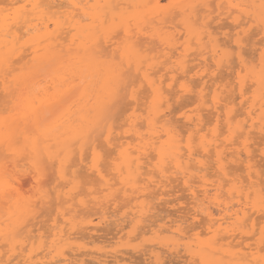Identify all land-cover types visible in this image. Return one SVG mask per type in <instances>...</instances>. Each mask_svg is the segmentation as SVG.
Returning <instances> with one entry per match:
<instances>
[{
    "label": "bare ground",
    "instance_id": "obj_1",
    "mask_svg": "<svg viewBox=\"0 0 264 264\" xmlns=\"http://www.w3.org/2000/svg\"><path fill=\"white\" fill-rule=\"evenodd\" d=\"M209 1L210 0H168V3L166 5H162V0H58V1L56 0H13L11 5L14 6L15 9H12V12H9L10 9L9 10L0 9V87L1 89H3V92L5 91V93L8 94V95L6 94L7 96L10 95V92H11L10 89L12 87L14 90L16 89L15 90L16 92L14 91L15 96H16V97L14 96L15 100L13 98L12 100L13 102H11L12 106L8 108L9 107L8 105L7 107L8 110L6 109L9 112L8 114H10L11 112L12 113L9 116L7 115V117L0 116V150H3V151L5 150L7 154L9 153L12 159H15L14 157H16L14 161L10 159L13 162V164L16 163L17 158L21 156L23 157V155L26 154V153L23 154L24 151L25 152L27 151L29 153V157H30V158L28 157L30 161L29 164H31L35 172L34 175L30 173L32 175V178L30 177L31 178L30 180H33V181L35 180L37 186L39 187V191H40L38 193V198H40L38 202L33 200L32 197H31L32 199H29V198L27 199L26 197V200H24L25 196L23 197V195H25V193L24 194L23 192L21 193V189L20 191L18 189V184H15V182L18 181V179L16 180L15 178L14 179L12 178L13 175H14L13 177H16V174H13L11 176L10 174L11 171L7 172V169L11 168L12 164L9 165L10 166L9 167L7 165L8 160L7 162H4V163L1 162L0 164V211L4 209V212H5L4 215H5L6 220L4 219L3 215L2 216L0 215V242H1L0 244H1V247L4 246L3 248H5V246L7 247L8 250L6 249L5 251L7 254L10 253L11 256H15L16 253H18L19 251L18 248H21V250H24L23 248H27L29 246L30 248L27 251L28 253L25 252L26 250L22 251L23 253L19 251L21 253V255L19 254V257H23V260L25 261V262L23 261L24 264H36L37 261H40V262L43 261L42 259H44V261L46 260L49 261V262H43V264H71L72 263L71 261H70L71 263L69 262L70 259L68 257H70V255L68 256V254L66 253V248L70 246H74L72 234L74 237H75V234L76 235L78 234V232L72 233L73 231L78 230V224L76 225L77 221L75 220L76 222L74 223L72 217H70L72 220L71 222H69L70 220L67 217H65V219L68 220L67 223L70 224V227H71L70 228L71 230L69 231L70 233L67 234L68 232L67 230H66L67 232L65 233L63 228L57 231L56 229H58V226L57 228L55 227L56 229L53 228L57 232L55 231L53 235V239L50 242H48L49 245L45 244L46 241L43 242V237H41V235L39 237L36 236L37 239L34 237L36 240L31 237L29 238L28 235H27L28 237L27 236L24 237L23 234H24V231L26 232V230H24L23 232H20L21 231L20 228L24 226V224H26L27 221L30 220L29 218H32V220L35 219L34 216L36 213H38L37 212L38 205L44 204L43 206H45L47 205V202L49 200L45 195L46 193L44 191V187L41 188L40 186L41 183L43 182L40 179V177L42 178V175H43L42 165L44 164V161L47 160L48 162L50 161L51 163L56 165L57 167L56 173L58 174V179L64 180V183H66L65 181H69L67 179L68 174H70L69 172H74V171H70L73 168V167H70L71 166L70 163L72 162V159L74 158L73 155L76 149L79 151L78 152L80 154L79 156H81L82 158L83 151L86 150V147L84 150H83V147L89 144L87 143V142H90L88 141V139L91 138L93 134L92 132H94L95 128H96L95 130L98 131V129L100 128L99 126L103 127L100 129H101V132L104 131L103 135L105 136L104 137L105 143L109 146H114V145L116 146L115 149L117 152L116 153L117 159L116 160L113 159L114 163L112 164H113L114 171L117 173V177L120 179V182H121L120 184L122 185V187L124 186L123 187L124 189L121 188V191L124 190V194L126 196H128V193H129V196H130V193L131 195H133V193L135 195L136 191L139 194L142 193L143 195V193L148 191V189L150 190L151 184L149 185V182L155 183L157 186H158V183L161 184L162 183L161 180L167 178V173H169V169L167 168L166 164L170 162L171 164H173L172 168H174L179 174H182L180 176H182L186 184H189V181H190L189 178L197 177L200 180L199 183H201L200 192L202 193V195H204L205 199H208L206 201L209 202L210 200L212 201V204H214L213 202L217 200L219 201V199L221 198L219 197L218 199L217 196L215 197L212 196L214 195L213 192H215L216 190H217L216 193L218 192V190L220 192L219 187L222 190L223 184L222 185H220L219 183L213 184V185H220V186L218 187V189H215L216 188L215 186V188L213 189L214 191L211 193L210 186L212 187L214 186L209 185V182H208L209 180L207 179V175L202 174L204 170H206V163L204 162L203 159L206 156L211 155L212 157L215 158V163H216V166L219 172L226 177L229 176L227 172L228 167L226 166V160H228L226 150L229 147V145L231 147H233V145L235 146V143L232 140H235L233 137H234V134L235 135L238 134L237 132H239L242 135V137L244 136L245 138L243 139V141L244 140L245 141L240 142V144L243 147V150L241 151H243V153L248 158L246 161L247 162L246 168H247L248 176H249L248 181L250 180L249 181L250 187L249 186L247 187L244 181H242L243 183L241 184L239 180L238 182H240L241 185L237 186L235 185V181L237 180L235 178H234L235 180L230 179L232 182H228V183L234 184V185L229 186L230 187L229 195L232 193L234 194V190H236V193H237L236 197L239 198V199L237 198L238 202L239 201L241 202V199H242L241 197L245 195L244 198H246L249 203L250 195L252 194L255 195L253 196L254 197L253 200L251 199L252 201H254L256 196H257L256 198H259L264 194L263 189H262L264 187H262L261 183L255 182V180L257 179L259 180V175H258L259 172L258 173L255 172L256 176L254 177H256L257 179H255L252 175L253 173H251L252 169L254 168L253 167L254 163L252 164L251 162L252 158L250 159L251 157L250 156L251 150H249L250 140H248L250 139L249 137L252 133L254 134V133L260 132L259 135L261 133L263 135V132H264V50L262 49L263 55L261 53L260 61L258 59V61L261 62L260 63L261 67L256 65L257 67H259L258 69L255 66V64L254 66L253 65L249 66L248 63L246 64V61H245L246 58L244 59L242 50H243V45L245 44H243L244 41L242 40V37H240L241 34L242 35L245 34L246 36L248 33L247 30L244 29L245 27L242 28V26L244 25V24L242 25V22L244 20L243 19L241 20L240 18L243 16V14L249 15V18H250L249 20H251L252 18L253 19L252 21H254L256 24H258L261 27L260 31L264 36V0H215L216 1L215 4L217 5V10L214 9V11L216 10L215 13L218 11L216 13L217 17H215L216 15H214L215 19L211 17L212 16L211 14H214V11L210 9L212 7L211 6L212 2L211 1L209 2ZM9 8H11V6ZM232 14L236 16L234 17ZM223 15L227 16V20L228 18L233 19V23L236 24L234 29H237V28L238 29L242 28V29L241 31L238 30V32L235 33L236 34L235 36L233 34V37H236V38L232 39L233 38L232 37L231 40H230V37L233 32H231L230 36L226 33L222 34L220 32V34L223 35L222 36L223 38L225 36L226 37L229 36V39L228 37L227 39L228 41H230L228 42L227 39L225 38L226 41L224 39V41H222L221 43L220 42L221 40H219V37H217V35L219 34L218 30L220 29L222 30L223 26L222 27L218 26V28L215 27L216 31H211L212 26H210V24L211 22H213L212 20L213 18L215 21L212 24L218 23L220 25L219 22H221V20L226 19L225 17H222ZM87 19H89L91 22L88 20L87 23L86 22L84 23V20L86 21ZM255 23L253 27L257 28L258 25L256 26ZM51 24L54 26L53 30L50 29ZM251 28L252 27L250 28L248 27L249 29L248 31H250ZM64 30H68V31H64ZM62 32L63 34H65L66 32V35H61ZM227 32H230V31L227 29ZM224 34L226 35L224 36ZM256 35H260V33L258 32V34ZM229 43H231V45L232 43H234L235 47L238 48L236 50L237 53L234 52V55L236 54V58L238 60L237 61L238 69L233 67L234 68L233 71L230 69L231 64L229 63L232 58L230 56V53L232 50L229 51L230 49L227 47ZM25 48L26 50L28 49L29 51H31V53L34 54L35 56V60L38 61V64L36 63L35 69H34L36 72L32 71L28 73H22L18 75L17 77L10 80L8 72L15 71L14 69L13 71L11 68L14 65L13 60L21 56V53H24V51L26 52ZM160 48H162L163 51H165L163 52L164 54L162 53L161 57L163 58V55H164L167 58L166 61H163V59H161L160 56H157V57L151 56V53L153 51L156 52L157 50H159L161 52L162 49ZM191 51L194 53V55L192 56L197 55L196 60L198 58H201L200 60L202 61L199 65L196 63L197 66L191 65L193 66L192 69L190 68V70H188L189 66H187V64L190 65V63H188L189 62L188 59L190 61L192 59V58L191 59L188 58V57H191V54H190L192 53ZM105 52L106 54L108 53V59H104L106 55ZM31 53L28 56H30ZM232 54H233V51H232ZM209 55L210 57H207ZM159 57H160V62H158ZM35 60H32V61L35 62ZM209 60L210 62H212V65L208 63ZM194 61L192 60L191 63ZM45 63H47L46 66H45ZM226 63H228V65L230 64V66L228 65L226 66ZM157 67L159 68L161 67L160 69L161 71L166 70L167 75H169V73L171 74L172 80L170 79L171 82L169 84L167 83V85L166 84L164 85L165 81L162 80V77H160L159 80H156L155 77H153V75L158 74V72L161 73L160 70L155 71ZM198 68L199 70L197 71ZM222 68L223 69L226 68L232 71L228 74L226 73L227 71L225 72L228 77L235 75V77L237 78L238 80L237 86L239 89L240 98L243 99L246 95L245 93L246 90H244V87L247 85L248 83L247 81L253 83L252 86L257 87L256 89L254 87L252 88V89H255V93L253 91V95L250 97V99L248 97V100L246 99V102H245L246 104L249 105L248 109L244 112V114H246L245 119L247 121L243 119L245 122L244 121L239 122L238 118L240 115L236 111V109L234 110V108H236L234 107V104H233V102L235 101V98L233 99L234 101L225 103L223 108L221 107L220 109L224 111L223 117L225 116L224 121H226V126H227V129L230 135H228V138L225 137V139L227 140L224 139L225 141L223 140V142L220 143L218 141L219 138H218V131H217L218 129H216L217 126L214 127L215 129L212 128L210 131V132L215 133V134L211 133L213 136L208 137V135L206 134L205 135L201 134V131L203 129L208 130L207 128L209 127L206 124L204 126L206 127L208 126L207 128H204V126L198 128L204 121L202 119V116L199 115L201 112L199 113L197 111L199 114L195 116L186 115L184 118L186 120V123L188 122L191 125H193V127L192 126L191 127L194 128L199 135L201 134V136H198L199 138L197 137L199 139V146H200L199 148L201 151L200 152L194 151L193 143H192L193 138L191 137L192 138L191 140L190 138L187 139L186 141L187 147L185 148L186 151L183 152L184 149L182 150L181 148V141L176 131L177 128H175L174 123H171V121L168 118L167 119L164 118V116L166 117V115L163 114L165 110L164 109L165 103L169 104L170 103L169 100L171 99V97L170 99L168 97L170 94L166 93L170 90L169 89L167 91V87L170 88L172 86L171 84L173 80L177 82L176 80L178 78L177 79H174V78H176L175 77L177 75L176 73L180 72V75H182L183 78L181 76L180 77L182 78V81H185V82L181 83L178 86L179 90L176 92V95L174 93L175 95L174 97H176L177 95H178L177 97H181L182 96L181 94L183 95L185 94L186 96L187 93L192 92V89H191L192 87L187 85L189 80L188 82H186L187 76L188 78L192 77L191 76L192 72L196 71L192 75L197 76V78H199V82L201 81V83H203V84L200 83V86L202 85L204 89V86L208 84L206 83V80H209V78H214V77L223 78L224 77L222 74L223 71H221ZM23 70L24 69H21V72ZM41 70L45 72H41ZM39 72L41 76L43 77L37 80V78H40V75H37ZM243 72H245L244 75L242 74ZM43 73L45 74L43 75ZM134 73L137 74L136 77L137 76L140 77L139 79L140 83L138 84V86L140 85V88L142 87V85H145V87L148 86L147 89L149 90L150 98H151V102H150V106L148 110L149 115H147L146 116L147 118H145L146 119L145 124L147 126V129H145L146 133L142 132L143 130H141L138 127V115L134 114L132 116H129V118L127 119L128 120L127 124L129 128L126 130L125 133L133 134L132 139L134 138L136 143H134V141L132 142L128 140L126 141L124 140V137L122 138V140L124 141L117 139V137H113L114 132H113L112 127L105 129L106 126L108 125V123L106 124V121L108 119L106 116H104V114L106 113V109L109 112L110 111L109 108L110 109L112 108L110 106H112L113 98L115 100L116 99L115 97L119 95L120 89L118 90L117 88H119V86L121 87L127 75H134ZM123 76H124V81L122 82ZM219 80L220 78L218 79V81ZM221 81H224V80L221 79ZM121 82L122 84H120ZM220 84H217L218 88L222 86H226L224 84L220 86ZM165 86H167L166 90H165ZM227 86L229 87V85ZM217 87L216 85L214 86L216 94L214 93L215 97L213 96L214 98L212 101L214 102L213 109H215L214 114H216L215 115L216 121L217 120L219 121L220 120L219 116L220 115L222 116V114H221V110L218 108L220 106L218 105L219 103L220 104L222 103L220 102L221 97L222 96L225 97V94L222 95L225 92L223 91V93L221 94L219 90L222 92L224 88L227 89L228 87H223L222 90L221 88L218 90ZM231 87L233 89V86ZM193 88H195V86ZM199 88L201 89V87ZM249 88H250V84H249ZM133 90L134 88L131 90L132 94L130 97L133 98L134 101L138 102L139 90L138 92H135ZM204 90H203V93L205 92ZM200 91L201 92L198 93L199 94L198 98L199 100H201L202 105L207 106L206 108H208L209 107L208 105H204L206 103V100L203 99L204 95L202 93V90ZM117 92H118V95L116 94ZM226 92H228V90ZM136 93H138V96L136 95ZM172 97H173V93H172ZM226 98L228 97L226 96ZM196 100L198 99L196 98ZM243 100H245V98ZM243 100H241V102ZM168 104H166L167 106L165 105L166 108H169ZM199 105L201 106V104ZM234 111H236L238 115H235L236 114L235 113L234 114L235 116H233L232 114L234 113ZM2 112H5V111H2ZM103 116L106 117L105 125L104 123L100 122L102 118L104 119ZM195 117L196 119H194ZM234 120H236V123L233 122ZM98 122L101 123L99 126H98L99 124ZM245 124L248 125V128ZM103 125L105 126V128ZM96 126H98L99 128L97 129ZM89 132H91V136ZM126 138L127 137L125 136V139ZM20 139L22 141L21 146H19L20 142L18 143ZM238 139H241V138H238ZM117 140L118 141L120 140L121 142L119 141L115 143ZM90 145L92 146V150H93V161L89 169L92 171V173L96 175V177L99 178V181L100 180L103 181L104 185L102 186L104 187L102 186L101 187L102 188L106 187L105 189L107 190V191L104 190V192L101 190L103 194L106 191L105 195L101 194L102 197L93 196L92 200L95 201L94 203L96 204V206L97 205L99 206L103 201H104L103 203H105V201L110 198L113 191H114L113 193H115V189L112 187L113 184L110 182V180L106 179V176L104 175L105 170H102L101 168V162H102L101 153L98 151L97 146L94 143ZM150 150L154 151L156 154L157 162L154 161L155 163L153 162L154 159H152L151 161L150 159L151 156L149 157ZM236 154L239 157L241 152L236 151ZM145 160L151 161V164L149 161H145ZM73 165L75 166V164ZM145 165L147 166L153 165V168L157 170L159 175H161V180L156 183L155 182L156 180L153 179V177H149V181L148 183H146L147 186L142 185L143 188L139 189L138 187V184H140V181L138 183L139 178L143 175H148V173H151V172L145 173L144 171H142L144 170L143 167H145ZM13 166L18 167L17 165H13ZM254 171H257V170H254ZM17 174H20V173H17ZM21 174H23V172ZM71 177H74V176H71ZM9 179H12V181L13 180L14 181L12 182ZM238 182L237 184H239ZM144 183H145V180H144ZM14 184L17 185V187H15ZM70 184H72V182ZM243 184H245L246 187H244ZM19 185L21 187L22 184L20 183ZM139 186L141 187V185ZM242 187H244L245 190L242 189ZM70 188L72 187L70 186ZM70 188H69L70 191L65 193L67 196H70L73 190H75L74 187L72 189ZM189 188L193 196L196 197V194H195L196 189H194L195 187L193 188V186H191ZM41 189H43V192ZM129 190L130 192H128ZM59 192H63V191H59ZM242 192L244 193L242 194ZM14 193H16L15 198L13 197ZM96 194L98 195L99 193H96ZM210 194L212 195L210 196ZM114 195L115 194H113V196ZM145 195H147V192ZM250 197L252 198V196ZM100 198H104V199H102L101 201ZM143 198H144L143 200L139 199L138 201L140 202L142 201L143 203V201L145 200V197ZM68 199L70 198L68 197ZM85 200L86 199L77 200L79 201V204L80 206L83 207V209H84V206H87V202H85ZM72 202L73 201H71V203ZM219 202L216 203V205L220 211L221 208L219 207L220 205ZM144 203L142 206L141 205L139 206L140 203H138V205L136 204L137 207L139 206L138 208L135 206L138 210L136 214L134 211H132V213L134 212V214L139 217L137 219V217L135 216L138 222H136L137 220L134 219L135 217L132 218L135 220L136 224L138 223V225H140V222H141L139 221V219L143 217L144 215H146L145 213L149 212V211L147 212V208L144 207V205L146 204ZM225 205H224V209L222 208V211L220 212L221 213L220 215L222 216L221 219L223 220L225 219L227 220L228 218L229 220L235 219L234 222L237 221V223L241 224L242 223L241 218L244 217L245 219L248 217V214H247L248 212L246 213L245 208L240 206L242 204H239V208L236 210L230 209L229 206L226 207ZM257 205H259V202ZM72 206L73 205L68 206L67 209L69 207L72 208ZM251 206L256 207L254 203ZM87 207H89V205ZM146 207L148 206L146 205ZM207 207L208 206H206L205 209ZM245 207H247V205ZM209 208H207L208 211L206 209L207 211L206 215L210 219L208 220L209 226L208 227L206 226L207 227L206 229L209 230L210 232L209 234L213 233V237L211 238L212 234L209 235L211 239L208 237L206 238L208 240L206 239L201 240V238L199 237L200 239L198 238L196 241L194 240V241H191L190 243L189 242L190 236H187V234L185 233L186 234L185 236L189 238L188 242L189 244L192 245V247L187 242L184 243L185 247L184 246L183 247L185 248L187 253H190L188 255H191V260L194 258L193 261H195L198 258L201 264H220V263H223V264H264V258H263L264 254L262 253L261 254L263 256L259 253L261 256H259L258 258V256L257 257L254 256L256 255L254 252H250L251 255H247L248 254L247 252V254L245 255L244 254V252L246 253L245 249L241 252L239 249L236 251V253H232L229 250L230 247H228V249L226 250L227 246L230 245L229 242H226L228 244L225 245L224 247V245L222 244L224 242L220 243L221 242L220 240H222L223 237H220L221 238V239L219 238L220 240L217 238L219 236L217 235V232L223 229L222 227L223 224L221 223L223 220L217 223L214 222L212 219L213 218L212 216L214 215V213H211L210 212L211 209ZM253 209L254 208H252V210ZM148 210H149V207H148ZM256 210H253L254 213ZM261 210L264 211V205ZM199 211L201 210L199 209ZM74 212L76 213V211ZM258 213H260L259 210H258ZM137 214L139 215L141 214V217ZM104 215L106 214L104 213ZM194 215L196 217V214ZM63 216H66V215H63ZM195 217L193 219H195ZM77 218L78 216L76 217V219ZM103 218H102V221L104 219L106 220V218L104 219ZM83 220L81 221V225L83 226L86 224L85 226H92L93 228L91 227V229L93 230L91 231L93 233L99 230L97 225L99 226L101 220L99 221V224L91 220H89V222L88 221L85 222L86 221L85 220L84 221L85 223L82 224ZM141 220L142 222L144 221L143 219ZM240 220L241 222H239ZM78 221H80V219ZM133 221L131 222L133 223ZM225 222L226 221H224L223 223ZM242 224H246V223L243 222ZM252 225H254V223ZM232 226H235L234 223ZM239 226L237 225L235 227L237 228ZM26 227L27 226L25 225V228ZM136 227L138 228V226L133 227L134 232H135ZM230 227H231V224H230ZM168 228L170 229V227ZM168 228H167L168 230L167 233H169ZM213 228H216V229H213ZM225 228L229 229V226ZM160 229L161 228H159V231ZM240 229L238 230L241 233L242 229L241 230ZM229 230H231V228ZM223 231L225 230L223 229ZM28 232L32 233V231H28ZM176 232H178V234L179 233L182 234L183 232L184 234V230H181L179 228L177 229ZM230 232L228 233L230 234ZM228 233H226L224 236H226ZM219 234H222V233H219ZM130 236H131V233H130ZM166 236L163 239L167 238L166 240L167 243H164L165 242L164 240H163L164 242L163 241L159 242V240L161 239H158V238H157L158 240L157 242L164 243L163 246L166 244L168 245V247L173 248V250L174 248H178L180 247L179 245L183 244V242L182 243L180 242V244H178L179 241L183 240L182 238L183 235L181 237L182 239H178V240L175 239L177 234L175 237H173L171 234L166 235ZM191 236L193 237V235ZM198 236L200 235L198 234ZM127 239H128V236H127ZM192 239H194V237ZM261 240L264 241V237ZM27 242H28V246L26 245ZM192 242H194V244H192ZM78 243L79 242L74 243V244L76 245ZM219 244H222L221 246L223 247H221ZM258 244L260 245V241ZM47 245H48V249H45L46 251L45 255L43 251L41 252L43 253V255L39 256L38 252L42 248L44 249L45 248L44 246H47ZM166 245L165 247L168 249ZM193 245L195 246V248H193ZM78 246L80 247V245H76V247ZM76 247L75 248L73 247V248L76 249ZM83 248H86V246H84ZM171 248H169V250ZM260 249H262V247ZM77 251H76V254H77ZM233 251H235L234 248H233ZM152 252L153 253L156 252V253L151 256L152 257L151 260H154L155 264L156 263L162 264L161 262H163V260L161 259V255L156 250L155 251L151 250V253ZM6 253H4L3 255V253L0 252V261L3 262L2 258H4L6 259V263L10 264V262H13L12 260L13 258L11 259L12 261L10 260L9 256H8L9 258H5ZM25 253H27V255ZM238 253H240V255ZM34 256L36 258L39 256L40 259L38 257V260L36 261L35 260L36 258H34ZM223 257L225 259H229L230 261H227V262L225 260L223 261L224 259ZM249 258H252V259L250 260ZM21 260L17 262L21 264L22 263L20 262ZM84 260L85 259L82 260L83 262L81 264H84L85 262ZM102 261L104 262V260ZM108 261H105V262H108ZM72 264H74V262ZM150 264H152L151 261H150Z\"/></svg>",
    "mask_w": 264,
    "mask_h": 264
},
{
    "label": "rangeland",
    "instance_id": "obj_2",
    "mask_svg": "<svg viewBox=\"0 0 264 264\" xmlns=\"http://www.w3.org/2000/svg\"><path fill=\"white\" fill-rule=\"evenodd\" d=\"M56 1H58V0H56ZM210 1L212 2L211 3V6L212 7L214 6L213 8L211 7L210 9L212 11H214V9L217 10V5L215 4L216 1L215 0H210ZM12 2H13V0H0V9L1 10L2 9L3 10H9L10 9L9 12H12V9H15V7L11 5ZM167 3H168V0H162V5H166ZM10 6H11V8H9ZM54 10H56V9H54ZM215 11H214V14H211L212 15L211 17H213L214 19H215V17H217V14L216 13L218 12L217 11L215 13ZM214 15H216V16L214 17ZM232 15L235 17L237 14L236 15L232 14ZM222 17H225L226 19L222 18L224 20H221V22H219L220 25L218 23L217 24H212L215 21L212 18L213 22L210 21L211 22L210 26L213 27V28L211 27V29H212L211 31H216V28H218V26L219 27L220 26L221 27L223 26V29L222 30L221 29L220 30L217 29L219 31V34L221 32L222 34L223 33H226V34H228L230 36L231 35V32H233L232 35H231V37H230V40H231V38L233 37V34L235 36L236 35L235 33L238 32V30L241 31V29L245 27L244 29H246L249 34L247 33L246 36H245V34L244 35H242V34L240 35V37H242V40L244 41L243 44H245V45H243V50H242L243 51V55H244V59L246 58L245 59L246 64L248 63L249 66L250 65H253L254 66V64H255V66L258 65V66L261 67V64H260L261 62H259L260 61V57H261L260 55H261V53L263 55V50H264V40H263L264 39V36L261 33V31H260L261 27L258 24H256L254 21H252L253 20L252 18H251V20H249L250 19L249 18V15H244L243 14V16H242L243 18L242 17L240 18L241 20L242 19L244 20L243 21L244 23L241 21L242 22V25L244 24L241 29L240 28L239 29L238 28L237 29H234L236 24L233 23V19L232 18H230V19L228 18V20H227V16L223 15ZM244 17L245 18L247 17V18L245 19ZM88 20L89 19H87L86 21L84 20V23L85 22L87 23ZM228 21L229 22L231 21V22L229 23ZM248 21H250V22H248ZM216 22H217V20H216ZM254 23H255L256 26L258 25L257 28L256 27H253L254 26ZM248 27L249 28L252 27L250 29V31H248L249 30ZM50 29L51 30L54 29V26L52 24H51ZM227 29L230 32H227ZM231 30H233V31H231ZM64 31H68V30H64ZM257 31L260 33V35H256V34H258ZM216 33H218V32H216ZM222 34H220L219 36L217 35V37H219V40H221L220 41L221 43H222V41H224L225 38L227 39V37H228V39H229V36H227V37L225 36L226 34H224L225 37L223 38L222 37L223 36ZM61 35H66V32H65V34H63V32H62ZM235 38L236 37H233L232 39H235ZM226 39H225V41H226ZM228 39H227V41H228ZM262 40H263V42H262ZM228 42H230V41H228ZM227 47L230 49L229 51H231V50L233 51V54H232V51H231V53L230 52L229 53H230V56L233 59H235V60H233L230 57L231 60H233V61L230 60V62H229L231 64V66H230V64L228 65V63H226V66L227 65L230 66V69L233 71V69L234 68H237V66H238L237 65V63H238L237 61L238 60L236 58V54L234 55V52L237 53L236 50L238 48L235 47L234 43H232V45H231V43H229ZM259 48H261V49H259ZM59 49H61V48H59ZM160 49H162V48H160ZM255 49H256V51H255ZM25 50H26V48H25ZM27 50H26V52L24 51V53H21V56H19L18 58H15V60H13L14 61L13 62L14 65L11 68H12V70L14 69L15 71L13 70L14 72H12V71H9L8 72L9 73V79L10 80L13 79V78H15V77H17L18 75H20L22 73H28V72L35 71L34 70L35 69V65H36V63L38 64V61L35 60L34 54H32L31 51H29V50L27 51ZM158 51L159 50H157L156 52L153 51L151 53V56L152 57H157V56H160L161 57L162 56V53L165 52V51H163V49H162L161 52L160 51L158 52ZM166 52H167V50H166ZM30 53H31V55L28 56ZM105 54H106V52H105ZM190 54H191V57H188V58H190V59L192 58L191 61L192 60L193 61L194 60L195 61L198 60L200 62H198V61L195 62L194 61V62L191 63V61L188 59V61H189L188 63H190V65L187 64V66H189L188 67V70H190V68L192 69L193 66H191V65L197 66V64L199 65L201 63V61H202V60H200L201 58H198V57H197L198 59L196 60V56L197 55L196 56H192V55H194L193 52L190 53ZM62 55H63V53H62ZM110 56H111V54H110ZM160 57L158 58L159 59L158 62H160ZM207 57H210V55L207 56ZM193 58H195V59H193ZM104 59H108V53L105 55ZM161 59H163V61H166L167 58L163 55V58L161 57ZM258 59H259V61H258ZM32 60H35V62L32 61ZM208 63L210 65H212V62H210V60L208 61ZM46 64L47 63H45V66H46ZM160 65H162V64H160ZM161 67L160 68L157 67L155 69V71L156 70L157 71L160 70ZM257 68L259 69V67H257ZM21 69H24V70L21 72ZM37 69H39V68H37ZM44 70H46V69H44ZM198 70H199V68L197 69V71ZM221 71H223V73L221 72L223 74V76H224L223 78L222 77H217V78L214 77L216 80L214 78H209V80H206V83H208V84L205 85L206 87L204 86V89H206V90L203 89V86L202 85L200 86L201 81L199 82V78H197V76H193L192 75L196 71L195 72H192L191 73V76L192 77H189L188 78V76H187V78H186L187 79L186 82H188V80H189V82H188L189 84L187 83V85H189L190 87H192L191 88L192 89V92L187 93L186 96H185V94L183 95V94L179 93V94L182 95V96L179 95L181 97H177L178 95L176 97H174L176 95V92L179 90V87L178 86L181 83L185 82V81H182V78L183 77H182V75H180V72L179 73H176L177 74L175 76L176 78H174V79H177L178 78L179 81H178V79L176 80L177 82H175V80H173V82L171 84L172 86L170 88L167 87V86H165V90H166V87H167V91L170 89L166 93L167 94L168 93L170 94L168 97H169V99L171 97V99L169 100V102H170L169 104L168 103H165V105L166 104L169 105L168 106L169 108H166L167 105L166 106L164 105L165 108L163 107L165 109L163 114L166 115V117L164 116V118H166V119L168 118L171 121V123H174L175 128H177L176 131H177L178 137H179V139L181 141V148H182V150L184 149L183 152L186 151V149H185L187 147L186 146L187 145L186 144V141L189 138H190V140L193 138L192 139V143H193L194 151L200 152L201 150L199 148L200 146H199V139H198L199 137L198 136H201V134L202 135H205L206 134V135H208V137L209 136H213L211 134L213 132H210V131H211L212 128L215 129L214 128L215 126H217L216 129H218L217 130L218 131V138H219L218 141L220 143L223 142V140L225 139V137L228 138V135H230V134H229L228 129H227V126H226V121H224L225 120V116L223 117V112L224 111H222L220 108L221 107L223 108V106H224L225 103H229L231 101H234L233 100L234 98H235V101L233 102V104H234V107H236V108H234V110L236 109V111L240 115L239 118L237 117L239 119V122L246 120L245 119L246 118V114H244V112L248 109V106L249 105L246 104L245 102H246V99L248 100V97L250 99V97L253 95V91L255 93V89L257 87L252 86L253 83L247 81L250 84V88H249V84L247 83L248 86L246 85L244 87V90H246L245 91L246 95L244 97L245 100H243L244 98L243 99L240 98L239 89H238V86H237L238 85L237 84L238 80L235 77V75L230 76V77H228L226 75V73L228 74V73H230L232 71H230L229 69H226V68H224V69L222 68ZM41 72H45V71L41 70ZM44 74L45 73H43V75ZM127 74H129V73H127ZM242 74L244 75L245 72H243ZM37 75H40V78H37V80L38 79H41L43 77V76H41L40 72ZM134 75H127L125 77V81H124V76H123L122 82L123 81L124 82H123V84L121 82L120 83V84H122L121 87L119 86V88H117L118 90L120 89L119 90V95H118V92H117L116 94L118 96L115 97L116 98L115 100L113 98L112 106H110L112 108L111 109L109 108V110H110L109 112L106 109V113L104 114V116H106L107 119H108V120L106 119L108 121V122L106 121V124L108 123V125L106 126V128L104 126L105 125V118L106 117L103 116L104 119L102 118V120H100V122L101 123H104L103 126H104L105 129H108L109 127L110 128L112 127L113 132H114V134H113L114 136L113 137H117V139H120V140H122V138L124 137V140H126V141L128 140V141H131V142L134 141V143H136L135 140H134V138L132 139L133 134H126L125 133L126 130L129 128V126L127 124L128 123V120L127 119L129 118V116H132L134 114L135 115H138V127L141 130H143L142 132H145L146 131L145 129H147V126L145 124L146 123V119L145 118H147L146 116L149 115L148 114L149 113L148 110H149L151 98H150L149 90L147 89L148 86L145 87V85H142V87L140 88V85L138 86V84L140 83L139 82L140 81L139 80L140 77L139 76L136 77L137 74H135V73H134ZM225 76H227L228 78L225 77ZM153 77H155L156 80H159L160 77H162V80L165 81L164 82V85L165 84L167 85V83L169 84L171 82L170 79L172 78V76H171L170 73H169V75L166 74V70L161 71V73L158 72V74L153 75ZM194 77H196V78H194ZM190 78H192V79H190ZM219 78H220V80L218 81ZM180 79H181L182 82L180 81ZM221 79L224 80V81H221ZM194 81H196V82H194ZM217 82H219V83H217ZM231 83H232V85H231ZM10 84H12V83H10ZM201 84H203V83H201ZM217 84H220V86H222V84L226 85V86L220 87L221 90L223 89V87H228L227 85H229V87L227 89L224 88L222 90V92H221L219 90L220 88L217 87ZM213 85L214 86L216 85V87L218 88V90H219V92L221 94L223 93V91L225 92V93L222 94V95L225 94V97L222 96L221 97V100H220V102H222V103L221 104L219 103V105H218V106H220L218 108L221 110V114H222V116L220 115L221 118L219 116V119H220L219 121L218 120L216 121V116H215L216 114H214L215 113V109H213V107H214V104L213 103L214 102L212 100L215 97L214 93L216 94ZM194 86H195V88H193ZM231 86H233V89H232ZM199 87H201V89ZM253 87L255 89H252ZM14 88H15V86H14ZM133 88H134L133 91H135V92H138V90H139L138 102L137 101H134L133 98L130 97L131 94H132V91L131 90ZM15 90L12 87L10 89V91H11L10 92V95L7 96L8 94L5 93V91L3 92V89H1V87H0V110H1L0 111V114L1 115L0 116L7 117V115L9 116L12 113L11 112L10 114H8L9 112L7 111L8 110L7 107H8V105H9L8 108H10V106H12V103L11 102H13L12 101L13 98L15 100V97H16L15 96V92H16ZM200 90H202V93H203V90L205 91L204 92L205 94L203 93V95H204V98L203 99L206 100V103L204 105H208L209 106L208 108H206L207 106H203L201 100H199V98H198V95H199L198 93L201 92ZM227 90H228L229 93L226 92ZM171 92L173 93V97H172V93ZM174 93H175V95H174ZM136 95L138 96V93H136ZM226 96L228 98H226ZM246 96H247V98H246ZM196 98L198 100H196ZM241 100H243L242 101L243 103L241 102ZM110 104H111V102H110ZM199 104H201V106ZM2 111H5V112H2ZM197 111L199 113L200 112L201 113L199 114ZM236 111H234V113L232 114L233 116L238 115V113ZM3 113H5V114H3ZM197 114L201 115L202 116V119L204 120L202 122V124H201L202 126L200 125L198 128L203 127L206 124L209 126V127L207 126L208 128L206 126H204V128H207L208 130L203 129L201 131V134L200 135L196 132V130L194 128H192L193 125H191L188 122L186 123V120L184 119L186 115L195 116ZM194 119H196V117ZM103 120H104V122H103ZM233 122L236 123V120H234ZM244 122H243V124H244ZM101 123H99L98 126ZM245 125L248 128V125L247 124H245ZM98 126H96L97 129L99 127L100 128H103L102 126H99V127ZM100 128L97 131V130H95L96 128L94 129V127H93L94 132H95V133L92 132L93 133L92 134L93 137L91 136V132H89V134L91 136V138L89 136L90 139H88V141H90V142H87V143H89L88 144L89 146L87 145V146H84L83 147V150L85 149V147H86V150L83 151L82 158H81V156H79L80 155L78 153L79 151L76 149L77 152L75 151V153L73 155L74 158L72 159V162L70 163V165H71L70 167H73V168H72V170H70L71 168L68 169V170L74 171V172H69L68 171L70 174H68V176H67V179L70 181V183L72 182V184H70L69 181H65L66 183H64V180L58 179V174L56 173L57 172L56 165H54L50 161L49 162L47 160H46L47 162L44 161V164L42 165V168H43L42 173H43V175H42V178L40 177V179L43 181L42 182L43 184L41 183L40 186H41V188L44 187V191L46 193L45 195L49 199V200L48 199H46V200H48L49 203L46 201L47 202V205H45V206H43L44 204L38 205V210H37L38 213L35 214V216H34L35 219L32 220V218H29L30 220L27 221L26 224H24V226L21 227L22 229L24 227V229L22 230L20 228V230H21V231L19 230L20 232H23L24 230H26V232H27V234H26L25 231H24V234L22 233L24 235V237H26L28 235L29 238L30 237L31 238H34V237L36 238V236L39 237L41 235V237H43V242L46 241L45 244H48L49 245L48 242H50L53 239V235H54V233H55L56 230L58 231L59 229L61 230V228H63L64 231H65V233L67 231H68L67 234L70 233L69 231L71 230L70 229L71 227H70V224L67 223L68 220H66L65 217H67L70 220L69 222L72 221L71 218H70V217H72L74 223L77 221L76 222V225L78 224V230L77 231L75 230L72 233H74V232L77 233L78 232V234H77L78 236L75 234V237H74L73 234H72V237H73V245L74 246H70V247L66 248V253L68 254V256L70 255V257H68L70 259L69 262L70 261L72 263L74 262V264L75 263L76 264H78V263L81 264L83 262L82 261L83 259H85L84 261L86 262V263L84 262V264H99V262H100V264H106V263L107 264L108 263L109 264H150V261H151L152 264H155V261L154 260H151L152 259L151 256L154 255L156 252H154V253L152 252L151 253V250L152 251L153 250L154 251L156 250L161 255V259L163 260V262H161L162 264H196V263L197 264H201L199 262L200 260H198L197 257H196L197 259L195 261H193L194 258L191 260V255H188L190 253H187L186 252V250L184 248L185 247L184 246V243L187 242L189 244V242L191 243V241H194V240L196 241L199 237L201 238V240L202 239H206L207 237L210 238L209 235H211V234H212L211 238L213 237V233L209 234L210 233L209 230L206 229L209 226L208 220H210L207 217V215H206L207 214V211H208L207 208H209V206H210L209 209H211V211L210 210L209 211L211 213H214V215L212 216L213 217L212 219H213L214 222L217 223V222H221V220H223V219H221L222 216L220 215L221 214L220 212L222 211V208L224 209V205L225 204H227V205H225L226 207L229 206V208L230 209H233V210L234 209L235 210L238 209L239 208V204H242L240 206L243 207V208H245V212L246 213L248 212L247 213L248 214V217L245 218L246 220L244 219V217L241 216L242 217L241 218L242 219V223L244 222L246 224H242V223L239 224V223H237V221L234 222L235 219H230V220H229V218L227 220L225 219L221 223L223 224V226H222L223 229L225 231L226 230H228V231L225 232V231H223V229H221V230L219 229L220 231L217 232V235H219V236L217 237V235H216V237L218 239L220 237H223L222 240H220L221 238L219 240L221 241L220 243L224 242V243H222L224 245V247H225V245L228 244L226 242H229V244L231 246L230 245L227 246L226 250L228 249V247H230L229 250L232 253H236V251L239 250V249H240V252L245 249V251H246V253L244 252L245 255L247 254V252H248L247 255H251L250 252H254L256 254L254 256H256V257L258 256V258H259V256H261L262 254H264V252H262V251H264V245H263L264 244V241L261 240L264 237V234H263L264 233V213H263L264 211L261 210L263 208V205H264L263 204L264 203V201H263L264 198H262V197H264V194L261 197H259L260 199L259 198H256L257 197L256 196L255 197V200L252 201L253 198H254L253 196H255V195H253L251 193L252 195H250V196H252V198L249 196V198H250L249 199V203H248L247 199L244 198L245 195H243L241 197L242 198L241 199V202L240 201L238 202V199L239 198L236 197L237 196L236 190H234V194L235 195L233 193H232L233 195L232 194L229 195V193H230V191H229L230 190L229 189L230 187L229 186H232L234 184H230L228 182H232L231 180L234 179V178L237 180V181H235V185H237V186L239 185L240 186L243 183L242 181H244V183L247 185V187L248 186L250 187V185H249L250 184V182H249L250 180L248 181L249 176H248V171H247V168H246V164H247L246 161H247L248 158L243 153V151H241V150H243V147L240 144V142H242L243 139H245V138H244V136L242 137V135L239 132H237L238 134L236 133L237 135L234 134V137L233 138L235 140H232L235 143V146L233 145V147H231L229 145V147L226 150V152H227V158H228V160H226V166L228 167L227 172H228L229 176L226 177V176L222 175L219 172V170L217 169L216 163H215V158L212 157L211 155L210 156H206L203 159L204 162L206 163V170H204V172L202 174H206L207 175V179L209 180L208 181L209 182V185H213V184H216V183L217 184L219 183L220 185L223 184L222 190L219 187L220 185H213L214 187L210 186L211 193L214 191L213 189L215 188V186H216L215 189H218V187L220 189V192L218 190L219 194H218V192L216 193V191H217L216 190L215 192H213L214 195L210 194V196L211 195L214 196V197L217 196L218 199L220 197L221 199H219V201L222 200L221 202H223L224 204L221 203V202H219L218 200L215 201V202H213L214 204H212V201H210V200H209V202L206 201L208 199H205L204 195H202V193L200 192V190H201V186H200L201 183H199L200 180L197 177H192V178H189L190 179L189 184H186V182H184V179L182 178V176H180L182 174H179L174 168H172L173 167V164H171L170 162H168L166 164L167 165V168L169 169V173H167V178L162 179V180H161V175H159V173L157 172V170H155L153 168V165H148V166L145 165V167H143L144 170H142V171H144L145 173H147V172H151V173H148V175H143V176H141L139 178V180H138V183L140 181V184H138L139 189H142L143 188L142 185L143 186H145V185L147 186L146 183H148L149 177H153V179L156 180L155 181L156 183L159 182L160 180L162 181V183L161 184L158 183V186H157L155 183H152V182L150 183L149 182V185L151 184V187H150V190L148 189V191H146L147 192V195H145L146 192L143 193V195H142V193L139 194L136 191L135 192V195H134V193H133V195H131V193H130V196H129V193H128V192H130V190H129L127 192L128 193V196H126L124 194V190L121 191V188H123L124 186L122 187V185L120 184L121 183L120 182V179L117 177V173L113 169V164L112 163H114V160L117 159V154H116L117 152H116V149H115L116 146L115 145L114 146H109V145H107L105 143V140H104L105 139L104 138L105 136L103 135V132L104 131L101 132V129ZM190 128H192L193 130L190 129ZM259 133L258 132L257 133H254V134L252 133L250 135V137H249L250 139H248V140H250V142H249L250 145L249 144L248 145L250 146V149L249 150H251V153H250V156L251 157H250V159L252 158L251 162H252V164L254 163V166L253 167L255 168V169L254 168L252 169L251 173H253L252 175L254 177V176H256L255 175V172H257V173L259 172L258 173L259 180L256 177H254L255 179H257V180H255V182L261 183L262 187H264V183H263L264 181H262V180H264V132H263V135H262V133L259 135ZM213 134H215V133H213ZM125 136L127 137L126 139H125ZM238 138H241V139H238ZM124 140H122V141H124ZM182 140H183V142H182ZM225 140H227V139H225ZM119 141L117 140L115 143H117ZM19 142H20V145L19 146H21V143H22L21 139L18 141V143ZM93 143L97 146L98 151L102 155V158H101V160H102V162H101V168H102V170H105V173L104 172L103 173L106 176V179L110 180V182L113 184L112 187L115 189V193H113L114 192L113 190H112L113 192L111 191L112 192V195L111 196H113V194H115V195L113 197L110 196L111 199L110 198L107 199L105 201V203H103L104 201L101 203L105 207H103L101 204L99 206L98 205L96 206V204L94 203L95 201L92 200L93 199V196L94 197H96V196L97 197H100L101 194L102 195H105L106 194V191H107L105 189L106 187L105 188H102V187H104V186H102V185H104L103 184V181H101V180L99 181V178L96 177V175L94 173H92V171L89 169V167H90V165L92 164V161H93V150H92V146L90 144H93ZM236 151L237 152H239V151L241 152V154H240L239 157L237 156ZM3 152H5V153H3ZM153 152L154 151H151V150L149 151V157L151 156L150 159H151V161H152V159H154L153 160V162H154V161L157 160V158H156L155 152L154 153ZM23 154H25V155H23V157L22 156L19 157L20 159L17 158L16 163L13 164L12 161H14L16 159V157H14L15 159H12V157H11V155L9 153L7 154L5 150L4 151L3 150H0V164H1V162L4 163V162H7V160H8L7 165L8 166L11 165V164L12 165H11V168H9L10 170L7 169V172L8 171L9 172L11 171L10 172L11 176L13 174H16V177H13L14 176L13 175L12 178L13 179L15 178L16 180L18 179L19 183H18V181L15 180L16 181L15 184H18V189H19V191L21 189V193L22 192H23V194L25 193V195H23V197L25 196L24 197V200H26V197H27V199L28 198L29 199H32L33 198V200H35L36 202H38L39 199H40V198H38V193L40 192L39 191V187L37 186L35 180L34 181L33 180H30L32 178V175L35 174V172H34L33 167L31 166V164H29V162H30L29 161V158H30L29 157V153L27 151L26 152L24 151ZM225 155H226V153H225ZM152 156H154L156 159L154 157H152ZM145 161H149V160H145ZM151 161H149L150 164H151ZM72 163L75 164V166ZM13 165H17L18 166V167L15 166L17 168V170H16V168ZM43 166L46 167V168H44ZM18 169H19V171H18ZM254 170H257V171H254ZM14 171L15 172L18 171L17 173H20V174H17ZM22 172H23V174H21ZM28 174L31 175V176H29ZM21 175H23V176H21ZM70 175L71 176H74L75 178L74 177H71ZM9 180L12 181V179H9ZM144 180H145V183H144ZM238 180L241 182V184H240V182H238ZM29 181H30V183H29ZM237 182L239 184H237ZM20 183L22 184L21 187L19 185ZM33 183H34V185H33ZM245 184H243L244 187H246ZM35 185H36V187H35ZM139 185H141V187ZM70 186L72 188L74 187L75 190H73V192H72V194L70 196H67L65 193H67V192L70 191L69 190ZM191 186H193V188L195 187L194 189H196V193H195L196 194V197H194L193 194L190 191V188L189 187H191ZM15 187H17V185H15ZM244 187H242V189L245 190ZM72 188H70V189H72ZM262 189H263V193H264V188H262ZM41 190L43 192V189H41ZM101 190L103 192H104V190H106V191L103 194V192ZM56 191H57V193H56ZM59 191H63V192H59ZM210 191H209V193H210ZM76 192H77V194H76ZM96 193H99V194L97 195ZM243 193L244 192H242V194ZM13 195H14L13 197L15 198L16 197L15 196L16 193H14ZM233 196H234V198H233ZM68 197L70 199H68ZM83 197H85V198H83ZM143 197H145V200L143 201V203L144 202L146 203V204L144 203L145 204L144 207L147 208V212L149 211L148 212L149 214L148 213H145L146 215L143 216L144 218L141 217V214L140 215L137 214V215H139L141 217L139 219V221L142 222L141 219L144 220L143 221L144 223L143 222L142 223L140 222V225H138V223L136 224V222H138L137 219L139 217L136 216L135 214L138 212L137 208L140 205L141 206L143 205L142 201L141 202L138 201L139 199L140 200H143L144 199ZM78 199L79 200L80 199H83V200L86 199V200H88V201L85 200V202H87V206L89 205V207L84 206V209H83V207L80 206L79 201H77ZM100 199L102 201V199H104V198H100ZM256 200L259 202V205H257L258 202ZM261 200H262V202H261ZM27 201H29V200H27ZM71 201H73V202L71 203ZM46 202H45V204H46ZM218 202L220 203V205H219V207L221 208L220 211H219V208L216 205V203H218ZM251 202H253L256 207L251 206L253 204ZM138 203H140V204L137 207L136 204L138 205ZM205 203H206V205H205ZM209 203H210V205H209ZM246 203H248V204H246ZM244 204H245V206L247 205V207H245ZM71 205H73L72 208L69 207L70 210H69V208L67 209V207L68 206H71ZM146 205L149 207V210H148V207H146ZM221 205H223V206H221ZM206 206H208L206 208L207 211L205 209ZM252 208H254L253 210H256L257 209L255 211V213L252 210ZM73 209H75V210H73ZM76 209H78V210H76ZM199 209L201 211H199ZM71 210H73V211H71ZM150 210H151V212H150ZM258 210H259L260 213H258ZM64 211L65 212L67 211V212L65 213ZM74 211H76V213ZM132 211H134L135 214H134V212L132 213ZM205 211H206V213H205ZM231 211H230V213H231ZM0 212L2 213V214L0 213V215L1 216L3 215L4 219L6 220L5 215H4V213H5L4 212V209L1 210ZM199 212L201 213V215H200ZM104 213L106 215H104ZM194 214H196V217H195ZM63 215H66V216H63ZM74 215H76V216H74ZM77 216H78V218L76 219ZM135 216L137 217V219H136ZM245 216H247V215H245ZM103 217L106 218V220ZM194 217H195V219H193ZM102 218L104 219L103 221H102ZM132 218H134L137 221L135 222V220L132 219ZM79 219H80V221H78ZM122 219H124V220H122ZM82 220H83V223L82 224H84L87 221L89 222V220H91V221L96 222V223L99 224V221L101 220L99 226L97 225V227L99 228V230L97 229L98 231H96V232L93 233L91 231V230H93V229H91L92 226H85L86 224L83 225V226L81 225V221ZM232 220H233V222H232ZM253 220H254V222H253ZM58 221H59V223H58ZM131 221H133V223ZM224 221H226V222L223 223ZM246 221H248V222H246ZM64 222H65V224H64ZM239 222H241V220ZM96 223H94V224H96ZM226 223L227 224L229 223V224L227 225ZM233 223H234L235 226H237V225L239 226L240 225L239 227L242 229L241 233H243V234H241L240 231L238 230V229H240L239 227H237L238 228L237 229L235 226H232ZM253 223H254V225H252ZM133 224H134V226H138V228L136 227L137 230L135 229V232H134V228H133L134 226H133ZM230 224H231V227H230ZM25 225L28 228L27 227L25 228ZM64 225H66V226H64ZM57 226H58V229H56ZM160 226H162V227H160ZM227 226H229V229L231 228V230H229L228 228H225ZM82 227H84V228H82ZM168 227H170V229ZM53 228L56 229V230H54ZM159 228H161L160 231H159ZM167 228L169 229V233H167L168 232ZM178 228L181 229V230H184V234L182 232V234L179 233V234H181V235H179L178 232H176ZM245 228H247V229H245ZM213 229H216V228H213ZM236 230H237V232H236ZM28 231H32V233L31 232H28ZM170 231H172V232H170ZM246 231L248 232V234H247ZM129 232L131 233V236H130V233ZM173 232L174 233L176 232V233L174 234ZM228 232H230V234L233 233V234H231L233 236V238H232V236ZM156 233L159 234L160 237ZM185 233L187 234V236H190L189 237L190 239L187 236H185L186 235ZM219 233H222V234H219ZM226 233L229 234V235L227 234L228 236L226 235L227 237L224 236ZM80 234H82V235H80ZM170 234L173 237H175L176 234H177V236L179 235L178 237L176 236V238H175L177 240L183 238V240L182 241H179V243H178V244H180V242L181 243L183 242V244L179 245L180 247H178V248H174V250H173V248L168 247V245H166V244L165 245L168 247V249L165 247V245L163 246L164 243H167L166 242L167 238H165V239H163V238L166 235H170ZM198 234L200 236H198ZM182 235H183V237H182ZM191 235H193L194 239H192L193 237ZM127 236H128V239H127ZM157 238L158 239H161V240H159V242L160 241L162 242L163 240L165 242L163 241L164 243H158L157 242L158 241ZM168 238H169V236H168ZM188 239L190 240L189 242H188ZM218 239H217V241H218ZM206 240H208V239H206ZM259 241H260V245L258 244ZM77 242H79V243L76 244V245H80V247L79 246L76 247V245L74 244V243H77ZM160 244H162V245H160ZM192 244H194V242H192ZM222 244H219V245L221 246ZM26 245L28 246V242H27ZM48 245L47 246H44L45 248L44 249L42 248L41 249L42 251L40 250L38 252L39 253V256H42L43 253L45 255V253H46L45 249H48ZM81 245H83V246H81ZM189 245H191V244H189ZM84 246H86V248H83ZM120 246H122V247H120ZM232 246H233V248H234L235 251H233ZM3 247H1V244H0V252L3 253V255H4V253H6L5 251H6L7 247L6 246H5V248H3ZM73 247L74 248L76 247V249H74ZM191 247H192V245H191ZM221 247H223V246H221ZM261 247H262V249H260ZM29 248L30 247L28 246L27 248H23L24 250H21V248H18V249H19V251L21 253H23L22 251H25L26 250L25 252H27L29 250ZM78 248H80V249H78ZM169 248H171L172 251H171V249L169 250ZM193 248H195L194 245H193ZM258 248L260 250H262V251H260ZM99 249L101 250V252H100ZM147 250H148V252H147ZM19 251H18V253H16V255L13 254L15 256H11L10 253H8V254L6 253L5 254V258H9L10 257V260L13 258L12 259L13 262H10V264L11 263L12 264H16V263H18L17 261H19L21 259H22L20 261V262H22L21 264H24L23 263V261H24L23 260V257H19V254L21 255V253ZM76 251H77V254H76ZM41 252H43V253H41ZM27 253H25V254L27 255ZM83 253H84L85 256L83 255ZM259 253L260 254L262 253V254L260 255ZM25 254H23V255H25ZM238 254L240 255V253H238ZM82 255H83V257H82ZM38 257L36 258L34 256V258H36L35 259L36 261L38 260ZM226 257H228V256H226ZM239 257H241V256H239ZM218 258H220V257H218ZM263 258H264V256H263ZM2 259H3V262L0 261L1 264H7L6 263V259H4V258H2ZM39 259H40V257H39ZM46 259H48V258H46ZM94 259H96V260H94ZM101 259L104 260V262ZM249 259L251 260L252 258H249ZM42 260L43 261H41V262L40 261H37L38 263L36 262V264H40V263L43 264V262H49L47 260L44 261V259H42ZM224 260L226 262L227 261H230L229 259H225V258L223 259V261ZM105 261H108V262H105ZM220 264H223V263H220Z\"/></svg>",
    "mask_w": 264,
    "mask_h": 264
}]
</instances>
